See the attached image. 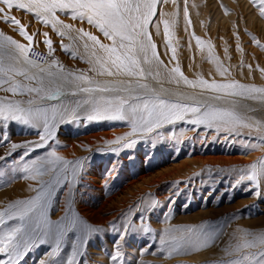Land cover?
Here are the masks:
<instances>
[{
	"label": "rangeland",
	"instance_id": "1",
	"mask_svg": "<svg viewBox=\"0 0 264 264\" xmlns=\"http://www.w3.org/2000/svg\"><path fill=\"white\" fill-rule=\"evenodd\" d=\"M261 6L260 0L161 2L154 21L159 14L160 21L168 19L171 24L174 19V29L170 30L173 35L181 36L182 41L174 44L172 40L170 45L168 36L162 30L158 36L168 45L167 50L162 51L152 37L157 44L159 61L163 60L162 54L172 59V47L176 48L175 56L186 58L187 47L201 49L196 39L199 37L206 42L205 46H211L210 50H213L222 68L229 73L222 78L207 79L209 82L238 81L264 87V15L260 13ZM0 7L5 6L0 3ZM163 7H166L165 10ZM167 7L174 12L169 13ZM162 8L163 12L160 13ZM164 13L168 15L165 16ZM9 14L20 19L27 26L28 32L34 35L32 48H37L38 62L56 59L66 71H83L100 81L127 79L98 75L90 71L92 65L86 59L79 58L87 53L83 48L84 41L79 38L75 29H84L97 35L103 43H110L97 28L86 21L58 13L62 21L73 25L72 30L62 29L66 34L61 36L56 29L26 11L13 8ZM183 18L187 21L184 27ZM150 27L152 25L149 29ZM0 30L16 40L29 43L19 33L17 26L11 23L0 20ZM187 31L191 32V43L188 36H185ZM46 39L53 41L54 52L51 54L48 45L44 43ZM65 45L70 51L76 52L77 56L65 51ZM191 60L193 66L195 62L193 58ZM224 62H228L226 64L229 66ZM230 65L233 71L229 68ZM155 66L156 64L153 65V77ZM176 66L172 64L170 68ZM178 66L184 71L183 65ZM201 77L204 79L205 76ZM189 87L192 92L211 95V92L202 91L199 86L195 90ZM67 92L68 89H65L64 97L59 101L50 100L48 104L59 109L62 105H74L77 101L82 103L86 98L71 97ZM3 95L11 94L0 91V96ZM258 95H255L256 99L227 98L243 104L247 100L264 99V94ZM77 112L79 118L73 119L71 115H65L56 124L53 137L48 141L50 148L47 151H32L29 145L12 148L13 144H24L25 141L38 142L39 136L43 135L42 130L18 122H7L6 126L0 127V136L6 137L0 139V156L7 157L0 160V210L11 202L30 199L39 187V180L30 178L35 174L34 170L25 171L20 160L25 149L31 153L27 158L29 160L43 159L48 153L55 151L69 161H78L82 168H76L75 179L68 176L67 188H62L63 181L57 186L49 209L51 219H59L70 208L73 215L99 229V232L82 234L80 238H65L57 255H50V245L54 248L56 243L50 240L48 244L39 245L29 252L22 264H41L42 260L46 264H52L53 261L65 264L73 251L70 240L75 241L77 252L74 264H117L110 259L115 251L114 241L117 240L123 254L118 264H220L222 260L228 259L225 256V246L235 243L244 230H251L257 236L264 235V177H261L259 186L255 182L240 180V176L247 173L248 165L264 160V147L245 148L246 143L258 142L254 138L256 134L235 136L203 126H193L186 122L194 118L189 114L185 121L163 124L159 128L154 127L151 132L138 131L129 135L132 131L131 122L87 121L84 119L86 111L78 109ZM4 123L0 122V125ZM115 130L124 131L116 134L115 139L104 134ZM93 134L94 138L99 139L95 145L90 142ZM117 140L118 143L115 142ZM9 152L12 153L11 156H7ZM209 156H216L218 159L207 161ZM229 156L238 159L227 160ZM179 166H182L181 169L171 174L170 171ZM66 167L70 173L74 165ZM132 181L135 182L132 184ZM20 183L29 187L26 192H21L18 188ZM93 208H101V220L92 219L94 213L90 209ZM137 214L143 215V221L136 219ZM129 221L133 222V230L127 235H120L116 230L122 229ZM189 228L193 230L190 234L193 239H172L185 236ZM162 239L167 243L162 245ZM177 248L179 251L175 250Z\"/></svg>",
	"mask_w": 264,
	"mask_h": 264
},
{
	"label": "snow or ice",
	"instance_id": "2",
	"mask_svg": "<svg viewBox=\"0 0 264 264\" xmlns=\"http://www.w3.org/2000/svg\"><path fill=\"white\" fill-rule=\"evenodd\" d=\"M161 2L167 0H0L5 6L0 7V20L17 26L19 33L29 42L23 43L0 30V91L11 94L0 96V122H5L0 127L6 126L7 122H18L43 132L38 142L25 141L24 144H13L12 148L29 145L32 151H47L50 148L48 141L53 137L56 124L65 115H71L73 119L79 118L78 109L87 112L84 116L87 121L131 122L132 131L129 135L138 131L151 132L154 127L159 128L164 123L185 121L191 114L194 118L186 122L193 126H203L235 136H251L254 131V138L258 142L246 143L245 148L264 147V123L249 122L234 107L213 103L225 97L256 99L254 94H264V87L238 81L209 82L203 78L197 84L184 76L178 65L168 69L169 82L179 85L182 80L193 89L199 86L202 91L211 92L213 95L205 99L192 97V102H187L174 99L175 93L162 96L161 92L172 91L164 89L163 83L160 91H157L145 82L153 75V65L158 67L163 64L159 61L157 45L152 40L149 26L152 25L159 31L162 22L163 30L169 38L168 43H172L173 34L169 20L154 22L158 4ZM260 3V13L264 15V0H260ZM13 8L33 14L42 23L56 29L61 36L66 34L62 29L72 30L73 25L62 21L58 13L86 21L97 28L110 43H103L97 35L89 31L75 29L79 38L84 41L83 48L87 53L79 58L86 59L92 65L90 71L98 75L127 79L100 81L89 77L83 71H66L56 59L38 62L36 54L32 53L34 35L28 32L27 26L20 19L9 14ZM185 15L187 16V7ZM196 39L198 43H204L199 37ZM44 43L48 45L50 54L54 52L51 39H46ZM64 50L74 57L77 56L66 45ZM171 51L175 57L176 48L172 47ZM225 71L227 70L223 69L221 74ZM65 89H68V96L86 98L82 103L77 101L74 105H62L59 109L50 106V100L59 101L66 95ZM245 128L250 131L244 133L242 130ZM0 139L6 137L0 136ZM115 142L118 143L119 140ZM11 155V152L7 153V156ZM30 155L26 148L20 155V160L25 171L34 170L35 174L30 178L38 179L39 187L30 199L11 202L0 210V264H22L29 252L39 245L48 244L50 240L56 242L54 248L50 245V255H57L65 238H80L82 234L99 232L97 227L73 215L70 208L57 220L51 219L49 215L57 186L61 185V181L64 182L62 188L69 186L68 176L75 179L76 168H82L79 162L69 161L55 151L48 153L43 159L29 160L27 158ZM6 158L0 156V160ZM258 163L248 165L247 173L240 176V180L255 182L259 186L261 177H264V160ZM69 164L74 165L70 173L66 167ZM136 219L143 221L144 217L137 214ZM132 230L133 222L129 221L116 231L120 235H127ZM192 231L189 228L185 236L172 239L189 241L194 238L190 235ZM69 243L73 251L65 264H74L77 255L75 241L70 240ZM160 243L163 245L167 242L162 239ZM114 248L110 259L118 264L123 256L119 250V240L114 241ZM175 250L179 251L178 248ZM225 256L228 259L222 260L220 264H264V235L257 236L251 230H244L235 243L225 246ZM41 264L46 262L42 260ZM52 264L56 262L53 261Z\"/></svg>",
	"mask_w": 264,
	"mask_h": 264
},
{
	"label": "bare ground",
	"instance_id": "3",
	"mask_svg": "<svg viewBox=\"0 0 264 264\" xmlns=\"http://www.w3.org/2000/svg\"><path fill=\"white\" fill-rule=\"evenodd\" d=\"M197 1V0H196ZM164 10L166 7H163ZM163 8L160 10V13L161 11L163 10ZM168 9V7H167ZM169 10V9H168ZM163 12V11H162ZM174 10L173 9H170L169 10V13H173ZM160 14L158 15V17L156 18L155 21L157 20H161L160 19ZM184 22H182V27H184V24L187 22L185 20V18H183ZM154 21V22H155ZM175 20L173 19L172 22H171V26H170V29H174V25H175ZM194 27H195V24H194ZM163 30V25L162 23H160V29L159 31H157V29L155 27H150L149 31L151 33V37H153L154 41H157L158 42V45L160 48H162V51H166V47H168V45L166 44V42L164 41V39H161L158 35L162 32ZM190 33L191 32H186L185 33V36H188V41L191 43L192 41V37L190 36ZM172 40H174V44H179L181 43L182 41V37L181 36H175V34L173 35L172 37ZM156 43V42H155ZM194 43V41H193ZM205 43L204 42L203 44H200L199 43V49L198 48H191V47H187L186 49V53L187 56L186 58L185 57H177L175 56L174 58L172 57V59L170 58H167V55H163L162 54V61H163V66L159 65L157 67V65L155 66V71H154V76H150L147 78V80L145 82H147L150 87L152 88H155L157 91H160V85L161 83H163V87L164 89H170L172 90L171 93L169 92H161V95L162 96H169L171 95L172 93H175L176 95L174 96V99H179V100H186L187 102H192L191 101V98L192 97H195L196 99H205V98H209L211 97L213 94L211 93V95H203L201 93L198 92H192L191 91V88L188 86V85H185L183 83V81L181 80V83L179 85H177L175 82L172 83V82H169V76H168V69H171V65H183L185 68L183 72V75L186 76L188 79L190 80H194L197 82V84H199V80L202 78L201 76H205L204 79H218V78H222L224 76H228L229 73H227V71H225L223 74L222 73V65L220 64L219 62V59L218 57L213 53V50H210L211 46H208L206 45L205 46ZM157 45V44H156ZM205 46V47H204ZM205 48V49H204ZM165 53V52H163ZM218 53V52H217ZM166 54V53H165ZM194 59V62L195 64L193 66H196V67H193L192 66V58ZM207 58V60H205ZM186 59L188 60V62H186ZM225 59V58H224ZM223 59V60H224ZM227 60V59H226ZM222 61V60H221ZM230 62V61H229ZM225 63V62H224ZM228 63V62H226ZM225 63V64H226ZM232 63V62H231ZM234 63V62H233ZM186 64V65H185ZM227 67L229 66L228 64H226ZM247 66V65H246ZM232 66L230 65L229 68H231ZM232 69V68H231ZM233 71V69H232ZM157 73H159V75H157ZM178 75V74H177ZM258 77H260L259 74H257ZM230 78V76H229ZM195 90V89H194ZM259 93H255L254 95H258ZM259 96V95H258ZM234 98V97H233ZM234 101V103H233ZM240 101V100H239ZM246 101V100H245ZM244 102V101H243ZM213 103H216L218 105H221V106H227V107H234L241 115H243L247 121L249 122H253V121H259L261 123H264V99H261V100H252V101H249L247 100V102L241 104V102H236V100L234 99H230V98H227L225 97L223 100H220V101H213ZM164 124H168V123H164ZM124 130H115L113 132H105L104 134H107L109 135L110 138H113L115 139L117 137L116 134L120 133V132H123ZM245 132H249L250 130L245 128L244 129ZM243 131V132H244ZM252 134H256L254 131ZM94 135H91L90 137H92L93 140H89L91 142V144H94L96 142V140H99V139H96L94 138ZM107 141V140H106ZM82 144V143H81ZM97 144V143H96ZM95 145V144H94ZM264 149V148H263ZM78 152V151H77ZM196 157V156H195ZM219 157V156H218ZM223 158V157H222ZM207 161H215L216 159H218L216 156H209L206 158ZM232 159H238L237 157L235 156H229V158L227 160H232ZM198 160V159H197ZM200 160V159H199ZM203 160V159H202ZM187 162V161H186ZM184 162V163H186ZM186 166L188 165L187 163L185 164ZM184 166V164H183ZM182 167V166H181ZM181 167H177L173 170H171V174L173 172L176 173L178 172ZM186 168V167H185ZM187 169V168H186ZM183 170V169H182ZM181 170V171H182ZM185 170V169H184ZM189 170V169H188ZM144 176L143 175V179H144ZM93 177V176H92ZM148 179V178H147ZM139 180V179H138ZM145 181V180H144ZM135 181H132V184L134 183ZM93 183V182H92ZM95 183V181H94ZM18 188H20L21 192H26L28 190L29 187H27V185L25 183H20L18 185ZM133 189V188H132ZM19 190V191H20ZM130 191V190H129ZM10 194V193H9ZM8 194V195H9ZM18 197V196H16ZM4 198V197H3ZM122 199H120L121 201ZM11 201V200H10ZM110 201V200H108ZM119 201V200H118ZM8 202V201H7ZM105 203V202H104ZM103 203V204H104ZM107 206V205H106ZM102 207V206H101ZM89 209V208H88ZM101 210V208H100ZM100 210H94L93 209H90V211L92 213H94L92 215V219H99L101 220L102 219V216L101 214H99V211ZM103 212V211H102ZM87 213V212H86ZM84 213V214H86ZM101 213V211H100ZM87 216V215H86ZM90 217V216H89ZM98 221V220H97ZM105 221V220H104Z\"/></svg>",
	"mask_w": 264,
	"mask_h": 264
},
{
	"label": "built area",
	"instance_id": "4",
	"mask_svg": "<svg viewBox=\"0 0 264 264\" xmlns=\"http://www.w3.org/2000/svg\"><path fill=\"white\" fill-rule=\"evenodd\" d=\"M32 53H35L36 57H39V54L37 53V48H32ZM32 53H30V55H32Z\"/></svg>",
	"mask_w": 264,
	"mask_h": 264
}]
</instances>
